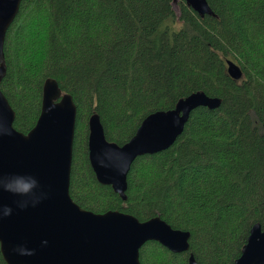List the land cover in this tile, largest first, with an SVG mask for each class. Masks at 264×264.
<instances>
[{"label":"trees","instance_id":"1","mask_svg":"<svg viewBox=\"0 0 264 264\" xmlns=\"http://www.w3.org/2000/svg\"><path fill=\"white\" fill-rule=\"evenodd\" d=\"M207 2L212 13L199 16L185 0H22L6 33L0 90L13 127H34L47 79L77 108L71 199L190 233L179 254L145 243L140 264H188L190 253L197 264H234L252 226L264 229V0ZM227 60L241 79L229 77ZM195 92L220 106L195 109L170 148L138 157L125 201L97 182L87 149L92 114L121 146L147 115Z\"/></svg>","mask_w":264,"mask_h":264},{"label":"water","instance_id":"2","mask_svg":"<svg viewBox=\"0 0 264 264\" xmlns=\"http://www.w3.org/2000/svg\"><path fill=\"white\" fill-rule=\"evenodd\" d=\"M22 0H0V81L6 75L4 42ZM199 16L211 14L207 0H185ZM230 78L241 69L226 61ZM219 98L192 93L167 111L147 115L123 145L106 139L97 114L88 119V160L97 182L126 200L133 162L170 148L192 111L217 109ZM77 108L53 79L43 85L41 109L27 133L13 127L15 112L0 90V254L5 264H140L139 250L157 242L171 253L189 250L190 233L160 217L139 221L107 211L94 213L69 195ZM188 264H197L193 254ZM234 264H264V229L255 224Z\"/></svg>","mask_w":264,"mask_h":264}]
</instances>
